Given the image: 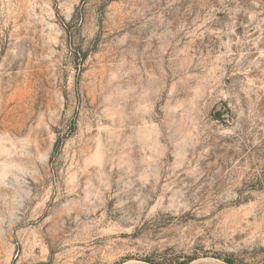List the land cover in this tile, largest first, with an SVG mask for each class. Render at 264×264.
<instances>
[{"label": "rangeland", "instance_id": "1", "mask_svg": "<svg viewBox=\"0 0 264 264\" xmlns=\"http://www.w3.org/2000/svg\"><path fill=\"white\" fill-rule=\"evenodd\" d=\"M0 264H264V0H0Z\"/></svg>", "mask_w": 264, "mask_h": 264}]
</instances>
